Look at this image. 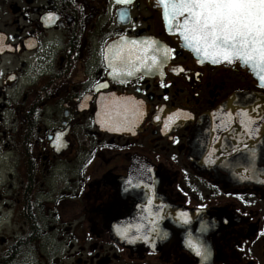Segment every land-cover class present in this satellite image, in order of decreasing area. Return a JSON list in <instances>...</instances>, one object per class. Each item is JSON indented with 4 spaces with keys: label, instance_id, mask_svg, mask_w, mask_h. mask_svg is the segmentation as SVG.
I'll return each instance as SVG.
<instances>
[{
    "label": "flooded vegetation",
    "instance_id": "flooded-vegetation-1",
    "mask_svg": "<svg viewBox=\"0 0 264 264\" xmlns=\"http://www.w3.org/2000/svg\"><path fill=\"white\" fill-rule=\"evenodd\" d=\"M162 12L0 0V264H264V117L187 159L202 117L264 87L199 62Z\"/></svg>",
    "mask_w": 264,
    "mask_h": 264
},
{
    "label": "snow or ice",
    "instance_id": "snow-or-ice-1",
    "mask_svg": "<svg viewBox=\"0 0 264 264\" xmlns=\"http://www.w3.org/2000/svg\"><path fill=\"white\" fill-rule=\"evenodd\" d=\"M118 2L124 4L130 0ZM157 2L163 8L162 15L169 30L175 29L185 46L201 58L199 62L239 61L256 73L264 86V0ZM164 51L166 55L168 50ZM151 62L155 64L156 57H152Z\"/></svg>",
    "mask_w": 264,
    "mask_h": 264
},
{
    "label": "water",
    "instance_id": "water-1",
    "mask_svg": "<svg viewBox=\"0 0 264 264\" xmlns=\"http://www.w3.org/2000/svg\"><path fill=\"white\" fill-rule=\"evenodd\" d=\"M182 43L185 48L190 50L197 58L201 59L189 47L185 46V42L183 41V39ZM206 61L211 62L210 60ZM235 62L229 63L222 61L220 63L233 64ZM239 63L242 66H245L241 62ZM247 68L251 72L253 78L257 81L258 85L260 87H264L261 85L258 75L254 73L249 67ZM99 114H101V109L99 110ZM240 117H264V95L257 92L236 93L235 95L230 97L224 104H222L214 113L202 117L192 129L190 137L188 139L187 159L190 161L192 166L203 169L204 165L206 166L208 163H211V161H214L216 154L213 148L214 145L212 144L215 140L219 127L228 126L229 128H231L236 124V119ZM257 177L258 181L259 178L262 182L264 181V174H262L261 172L257 174ZM191 223L192 222L182 219L181 229L191 230ZM200 229H205V232H209L210 230L215 229L213 220L208 219V213L206 215L205 222H201ZM114 234L117 237L123 236L122 234H118V232H114Z\"/></svg>",
    "mask_w": 264,
    "mask_h": 264
}]
</instances>
